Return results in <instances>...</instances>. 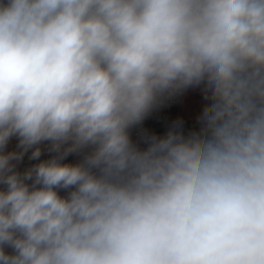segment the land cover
Here are the masks:
<instances>
[{"label": "clouds", "instance_id": "1", "mask_svg": "<svg viewBox=\"0 0 264 264\" xmlns=\"http://www.w3.org/2000/svg\"><path fill=\"white\" fill-rule=\"evenodd\" d=\"M0 185V264H264V0H0Z\"/></svg>", "mask_w": 264, "mask_h": 264}, {"label": "built area", "instance_id": "2", "mask_svg": "<svg viewBox=\"0 0 264 264\" xmlns=\"http://www.w3.org/2000/svg\"><path fill=\"white\" fill-rule=\"evenodd\" d=\"M180 93L173 95L171 97H166L161 100V102L154 107L151 112L145 117V119L138 125L130 129V136L132 140L139 144L140 147H144L143 138L145 135L152 134L154 125H163L162 136L165 135L172 126L177 122H182L183 131L187 134L190 131L197 130L195 126L189 124L184 119H182L178 112ZM17 138L13 137L8 143L7 147H11L12 151H18L17 149ZM42 155L39 160H34L35 163L50 159L51 153L48 149H43ZM31 150L25 154L23 160L17 164V167L21 166L23 162L29 159Z\"/></svg>", "mask_w": 264, "mask_h": 264}, {"label": "crops", "instance_id": "3", "mask_svg": "<svg viewBox=\"0 0 264 264\" xmlns=\"http://www.w3.org/2000/svg\"><path fill=\"white\" fill-rule=\"evenodd\" d=\"M207 101L203 98V91L201 87H190L180 93L178 112L182 119L196 128H199L198 117L201 114L203 107ZM45 149V148H43ZM25 163L17 167V170L23 172ZM0 187H3L0 185Z\"/></svg>", "mask_w": 264, "mask_h": 264}, {"label": "rangeland", "instance_id": "4", "mask_svg": "<svg viewBox=\"0 0 264 264\" xmlns=\"http://www.w3.org/2000/svg\"><path fill=\"white\" fill-rule=\"evenodd\" d=\"M162 131H163V125L156 124V125H154V128H153V131H152V134L151 135L162 136ZM40 147L41 148L48 149L47 143L40 145ZM6 151H12V148L11 147H7ZM53 155H55V154L54 153H51L50 158ZM81 159H82V156L81 155L71 154L63 162L64 163H72V164H75V163L80 162ZM24 163H25V167L23 168V166H22V168L24 170H26L27 168H29L32 165L36 164L34 160H30V159L26 160ZM0 188H3V187H0ZM60 195H66V191L61 190L60 191ZM5 250H6V252H9V253H11V251H12L11 249H8V248H6Z\"/></svg>", "mask_w": 264, "mask_h": 264}, {"label": "trees", "instance_id": "5", "mask_svg": "<svg viewBox=\"0 0 264 264\" xmlns=\"http://www.w3.org/2000/svg\"><path fill=\"white\" fill-rule=\"evenodd\" d=\"M149 135H151V134H149ZM144 147H146V145Z\"/></svg>", "mask_w": 264, "mask_h": 264}]
</instances>
